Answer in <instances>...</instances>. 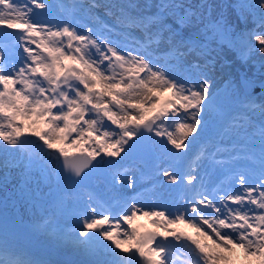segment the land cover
Listing matches in <instances>:
<instances>
[{
	"label": "snow or ice",
	"instance_id": "obj_1",
	"mask_svg": "<svg viewBox=\"0 0 264 264\" xmlns=\"http://www.w3.org/2000/svg\"><path fill=\"white\" fill-rule=\"evenodd\" d=\"M59 7L71 19L51 15L54 6L48 0H0V29L9 30H0V141L17 150L25 184L35 171L55 179L57 187L92 179L109 182L116 207L110 200H96L74 230L73 243L97 257L90 264H233L224 253L234 249L264 264V97L256 104L246 94L241 109L233 107L235 92L212 90L218 45L232 47L235 36L223 13L211 11L222 6L160 0L151 17L133 15L132 5H101L98 0ZM100 7L114 23L96 13ZM235 7L256 23L239 36L241 54H264V0ZM167 16L194 30L185 35L166 28ZM133 28L142 35L135 36ZM260 59L264 67V55ZM251 86L245 81V88ZM260 91L264 93V80ZM30 118H35L33 127L46 124L48 131L34 133L43 144L22 138L24 125L18 121ZM213 124L219 125L221 144L226 138L235 142L230 152L223 150L229 159L216 161L232 165L227 186L210 190L195 162L186 172L155 163L164 157L185 159L190 145L201 142ZM65 143L80 155L70 156L63 147L55 154L46 151ZM216 148L214 159L221 152ZM116 157L155 163L161 186L192 185L183 189L184 203L175 211L164 203H129L123 188H133L134 181L127 168L119 170ZM138 213L156 218L154 226L162 231L140 233L133 227ZM181 224L211 240V246L172 230ZM12 226L5 213L0 218V264H48L5 259L18 255L9 248Z\"/></svg>",
	"mask_w": 264,
	"mask_h": 264
},
{
	"label": "rangeland",
	"instance_id": "obj_2",
	"mask_svg": "<svg viewBox=\"0 0 264 264\" xmlns=\"http://www.w3.org/2000/svg\"><path fill=\"white\" fill-rule=\"evenodd\" d=\"M98 2L103 5H132L133 7L130 8L129 11H131L133 15L139 14L151 17L155 16V14L157 13L158 9L155 7V5L158 4L160 0H98ZM176 2L191 5L207 3L213 6H222L213 7L211 11L214 16L218 15L221 12L223 13L225 21L230 25L232 33H234L235 36L233 37L232 47H229L227 43H221L218 45L220 48V55L217 58L215 72L216 69H221L229 76V84L220 92V95L232 94L233 92H235V96L239 99L240 102H242V105L240 107H243L246 94L251 95L252 99L255 101L256 104L261 103V98L264 97V93H261L260 91V83L262 80H264V67H261L260 57L264 54H256L257 56L259 55V57L254 62L251 60H246L241 54V45L235 43L236 37L240 35V31L243 30V33L248 31V28L245 27V21H250L251 24L255 22V20H252V15L250 13L242 16L240 9L235 7V5L239 3H254V0H176ZM100 8H102L105 12L104 7ZM114 11L118 12V9H114ZM261 11H264V9H261ZM204 15H208L207 10L204 12ZM163 24L166 26V28L177 30L185 35L190 34L194 30L193 26L188 24L181 26L177 22V20L172 16L165 17L163 20ZM254 28H256V23L252 29ZM0 30L9 31L8 29ZM131 30L136 33L140 32L139 29L135 28ZM153 30H155V27L153 28ZM165 35H167V31L165 32ZM253 43H255L254 39ZM33 47L35 46L33 45ZM213 47H217V45L214 44ZM215 72L212 85L218 83L219 81L216 78ZM240 75H243L242 77L252 82L251 93L241 91L242 87L239 84ZM168 95V93H165V96ZM234 98L235 97H233V99ZM257 116L258 119V112ZM34 119L35 118H30V120L25 121L29 125V140H35L38 143L43 144V142L39 141L38 136L34 133H43L45 131H48V129L46 127V124L41 122H37L33 127L32 120ZM105 123L108 124L110 122L105 121ZM145 135H148V133H145ZM207 136L208 134H204V138H207ZM74 137L75 134H73V138ZM199 144L200 142L195 145H190L191 151L187 152L185 161L188 162L190 159H193L191 164L195 162V164L197 165L196 172L199 174L200 177L203 178L205 184L209 185L214 179L215 167L206 160L205 155L207 149H203V151L201 152H198V150H196ZM61 147L68 151L70 156H73L74 154L80 155V153L76 151L74 147H70L67 143L55 145V148ZM84 147H88V145L85 144ZM0 149H8L7 152L0 150V216H3L6 213L10 221L14 222L12 214L14 210L19 209L18 205L16 206L15 204H19L23 215L27 218V227L33 228L34 233L39 238L40 244L52 243V248L57 246L66 248L69 253L73 254L72 257L76 260L77 264H90V262L96 259L97 257L94 256L91 252L85 251L73 243L77 235L74 230L79 227L78 224L80 223L82 216H75L68 206V192L71 189L69 184H61L59 187L56 188V192H53L55 195L53 199H49L50 194H52L51 190L53 189V187L51 181L47 179V175L34 170L35 174L29 176L27 178L28 184H25V178L21 175L20 170L17 167V165L19 164V159L16 156L17 151L6 144H3L2 141H0ZM46 151L50 152L49 149H46ZM121 155L123 156V153ZM197 157H199V159H197ZM112 159L115 162H118L120 166L119 170L123 171L125 168H127L128 172L126 173V175H131L133 179V173L130 167V162L133 163L134 160L127 158L121 160L119 157ZM166 161L167 159L164 157L163 160L159 162L160 164H162L163 168H167L164 166V163H167ZM6 162L8 163L7 168L4 166ZM155 163H158V161ZM113 171H115V169H113ZM152 172L154 173L155 169H153ZM87 181L88 180L82 181L77 185L76 188L80 189L81 192H84V189L82 187L83 184H85ZM91 182L93 187H99V179H92ZM167 185L173 188L175 196H178L181 193L182 187L185 188L186 186H189L187 184L181 186L170 184ZM117 187L119 188L121 186L117 185ZM191 187L192 185H190L189 188ZM136 189L137 188L135 187L123 188V196L126 197L129 203L132 202L129 197L134 194L133 192ZM133 198L138 199L140 204H143V201L146 199V197L139 195L134 196ZM32 201L39 205L32 204ZM180 203L183 204L184 200L181 199ZM51 204H53L54 206L48 208L46 212L43 213L41 211L40 205L49 206ZM8 206H10V208H8ZM4 208H7L6 211L4 210ZM145 210H147V208H145ZM52 215H55V217H57V220L62 219L66 222L64 224L54 225L53 221L55 219L52 218ZM155 219L156 218L154 217H145L138 213L137 218L133 221V227H135L142 234L162 231V229H157L154 226L153 221ZM36 227L38 228V230ZM123 227L127 228L128 226L123 225ZM172 230H175L177 232H184L190 236H193L199 239L200 242L203 244H207L209 246H211L212 244L211 240H207L204 237L199 236L193 229L187 227V225L185 224L184 227L183 224L173 226ZM11 239L15 241L16 239L19 240L20 237L18 234L14 233L12 234ZM53 239H55V241H53ZM169 240H171V237H169ZM104 243L108 242L105 241ZM20 248L21 244L19 243L18 250H20ZM38 253L41 254L42 252ZM42 254L47 255L46 253ZM25 255L26 257H29V255L36 256L30 250H28ZM224 255L228 256L233 262H237V264H259V262L255 258L246 257L244 252L240 249H234L232 253H224ZM24 257V255H19L18 258ZM176 264H179V261H177Z\"/></svg>",
	"mask_w": 264,
	"mask_h": 264
},
{
	"label": "bare ground",
	"instance_id": "obj_3",
	"mask_svg": "<svg viewBox=\"0 0 264 264\" xmlns=\"http://www.w3.org/2000/svg\"><path fill=\"white\" fill-rule=\"evenodd\" d=\"M252 20H254L253 16H252ZM254 25H255V22H253L251 24L250 21L249 22L245 21V27L248 28V30H251L254 27ZM13 31H15V30H13ZM242 33H243V30L240 31V35ZM240 35H238V37H236V41H235V43H238L239 45H240V41H239V36ZM258 57H259V55L258 56L255 55V56H250V57H247V58L244 57V59L251 60V61L254 62V61L257 60ZM240 76L242 77L243 75H240ZM208 143H209L208 139H204L200 143V145L198 146V148L196 150H198V152L203 151V149L209 147ZM199 147L202 148V150ZM136 160H138V159H136ZM53 197H54V193L52 192V197L49 198V199H52ZM133 197L134 196H132V198ZM135 200H138V199H135ZM131 201L133 202L134 198L131 199ZM113 202L116 203V200H113ZM32 204L39 205V204H36L34 201H32ZM15 205L16 206L18 205L19 209L18 210H14V212L12 214V218L14 219V222H12L13 226H12L11 234H10V237H9V248L10 249H14L18 253V255L17 256L6 255L5 256L6 259H8V258L16 259L17 257H19V255L26 256L25 255L26 252L30 248H34V250H37L38 252L45 251L47 253V255L46 256L42 255V256L52 260V262L54 264H77L76 260L72 257L73 254L69 253L66 248L59 247V246L52 248V243H48L47 245H41V244L37 243L39 238L34 233L32 227H29V228L27 227L28 226V221H27V218L23 215V212L20 209V205L19 204H15ZM140 205L141 204L138 203V207ZM48 207L49 206H41L40 205V209H41V211L43 213L46 212V209ZM8 208H10V206H8ZM6 209L7 208H4L5 211H6ZM0 218H2V216H0ZM53 218H56V217L53 216ZM65 222L66 221H64L62 219L59 220L60 224H64ZM37 230H38V228H37ZM14 233L19 235V237H20L19 240L16 239L14 241V240L11 239L12 234H14ZM32 241H34V242H32ZM53 241H55V239ZM19 243L21 244L20 250H18Z\"/></svg>",
	"mask_w": 264,
	"mask_h": 264
},
{
	"label": "water",
	"instance_id": "obj_4",
	"mask_svg": "<svg viewBox=\"0 0 264 264\" xmlns=\"http://www.w3.org/2000/svg\"><path fill=\"white\" fill-rule=\"evenodd\" d=\"M242 84L244 85V88H245V80H243ZM245 90H247V92H251V88L250 87L245 88ZM85 171H87V169H85ZM69 184L71 186H73V187L77 186V184H73V183H69ZM86 185L91 186V181L89 180Z\"/></svg>",
	"mask_w": 264,
	"mask_h": 264
}]
</instances>
